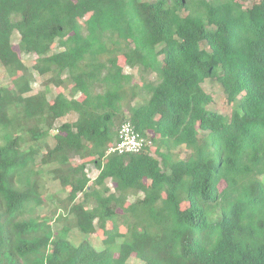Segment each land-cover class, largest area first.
<instances>
[{
    "label": "trees",
    "instance_id": "obj_1",
    "mask_svg": "<svg viewBox=\"0 0 264 264\" xmlns=\"http://www.w3.org/2000/svg\"><path fill=\"white\" fill-rule=\"evenodd\" d=\"M1 73L0 264H264V0H0Z\"/></svg>",
    "mask_w": 264,
    "mask_h": 264
},
{
    "label": "rangeland",
    "instance_id": "obj_2",
    "mask_svg": "<svg viewBox=\"0 0 264 264\" xmlns=\"http://www.w3.org/2000/svg\"><path fill=\"white\" fill-rule=\"evenodd\" d=\"M18 36L16 34H14L13 36V43L15 44V49H17V44H18ZM33 58L34 57H25L24 58V62L26 65L30 66L33 63ZM127 72H130V70H126ZM134 74H136V71H134ZM46 77L41 78L39 76H37V83L35 85V89L39 90L42 89L39 87V85L42 83L43 80H45ZM0 82L4 85L8 84V81L6 80V77L4 75H2V73L0 74ZM204 88L205 90L210 93L213 96L214 102L211 105L212 109H215L218 112H221L225 115H228L230 113V107L226 104L225 98H224V94L223 91L220 87V85L218 84V82L216 81H206L204 84ZM50 92V97H53L56 93L59 92L58 89H55L53 87H49ZM74 116L69 117L67 119H65L64 121H74ZM63 122V120L61 121ZM49 143L52 145L54 144V140L50 139ZM177 155H172L171 158L172 160H178V159H186L189 155V151H187L185 148H181V150L179 152H177ZM75 165L80 164L79 160H73ZM50 169V168H49ZM47 172V169L43 170V174ZM89 177L91 179H95L98 171L93 168V167H89V171H88ZM47 181H48V187L50 190V194L54 195L57 199H61L63 200L66 197V192L64 190L61 189V187L58 185V183L56 181H54L51 176L48 174L47 175ZM109 187H113V184L111 182H108ZM256 187L253 186L250 188V192L254 191ZM57 204L56 201H49L48 204H45L44 206H42V210L47 213L50 214L51 210L53 209V207ZM53 224L55 225V227L57 228V230L61 229V225H59L57 222H53ZM104 230L98 229L97 233L93 236H89L88 237V241L91 243L92 246H94L97 250H100L102 247L101 244V239L104 237L103 232ZM83 236L76 233V232H70L68 239H70L72 242H74L75 244L81 242L83 240Z\"/></svg>",
    "mask_w": 264,
    "mask_h": 264
},
{
    "label": "built area",
    "instance_id": "obj_3",
    "mask_svg": "<svg viewBox=\"0 0 264 264\" xmlns=\"http://www.w3.org/2000/svg\"><path fill=\"white\" fill-rule=\"evenodd\" d=\"M152 147V141L141 136L133 126L125 122L118 130L117 143L110 147L108 153L137 154Z\"/></svg>",
    "mask_w": 264,
    "mask_h": 264
},
{
    "label": "crops",
    "instance_id": "obj_4",
    "mask_svg": "<svg viewBox=\"0 0 264 264\" xmlns=\"http://www.w3.org/2000/svg\"><path fill=\"white\" fill-rule=\"evenodd\" d=\"M72 117V116H71Z\"/></svg>",
    "mask_w": 264,
    "mask_h": 264
}]
</instances>
